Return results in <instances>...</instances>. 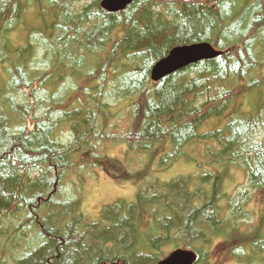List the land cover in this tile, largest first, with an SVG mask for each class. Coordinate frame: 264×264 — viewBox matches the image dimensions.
Here are the masks:
<instances>
[{
  "label": "trees",
  "instance_id": "1",
  "mask_svg": "<svg viewBox=\"0 0 264 264\" xmlns=\"http://www.w3.org/2000/svg\"><path fill=\"white\" fill-rule=\"evenodd\" d=\"M102 1L0 0V264H160L173 243L210 264L213 234L239 231L251 194L264 192V0H132L117 12ZM201 42L222 53L152 80L173 48ZM109 142L147 166L115 164ZM180 160L202 172L161 179L150 169ZM104 161L112 179L137 183L136 200L90 220L67 178ZM233 165L246 177L234 194L225 189ZM262 219L252 253L229 252L227 241L215 251L264 264Z\"/></svg>",
  "mask_w": 264,
  "mask_h": 264
},
{
  "label": "rangeland",
  "instance_id": "2",
  "mask_svg": "<svg viewBox=\"0 0 264 264\" xmlns=\"http://www.w3.org/2000/svg\"><path fill=\"white\" fill-rule=\"evenodd\" d=\"M32 20V19H31ZM19 35L17 36V33ZM12 36L16 39L14 41L16 44L24 43L25 42V34L19 30L14 32ZM253 97L248 95L246 98L241 99L240 103H244L245 105L249 104V100H251ZM115 104V103H114ZM115 110L121 111L124 106H127L126 104H120L116 103ZM119 114V113H118ZM124 116L126 115V110L123 111ZM118 125L121 130H124L127 127L126 120L123 119L118 120ZM212 126L217 124H211ZM211 125H207L204 127V130H207L210 128ZM104 153L107 154L111 161H113L115 164H121L123 166V163L125 164V168L128 172H136L139 168V164H142V169H144L149 161L145 162V158L143 157V154L139 153L138 155L131 154L129 152V149L126 145L120 144V143H113L109 142L105 144ZM191 153H202L204 151L203 146H197V147H191L188 149ZM113 162H106L104 161L103 167H95L93 165L88 166V170L84 171H70L71 174H69L67 178L68 185L73 186L74 191L78 193L79 198L82 200V209L86 213L87 218L90 220H99L101 218L102 214V208L103 206L107 204H111L115 202L118 199H126L128 201H135L136 193H137V183L134 181H125L122 182L117 179H112L110 176V173H115L116 169H114ZM126 162V163H125ZM129 163V164H128ZM151 171L154 173V176L160 177L161 179H170L173 177H176L180 175L181 173L188 174L191 172L197 171V166L195 163L190 161H184L180 160L175 165H173L168 170L158 173L157 167L150 168ZM202 171L195 172L199 173ZM157 173V174H156ZM83 180V181H82ZM246 177L243 172V169L233 165L231 166L228 171L226 172L225 177V189L229 193H236L238 189L242 188L245 184ZM247 215L250 217V219L245 220H238L236 224V230L239 231H232V232H224V233H215L211 237L213 242L211 243V246H209L210 249V264H236L235 259L233 257H229V252L234 251L236 246L242 245L243 249H246L247 252L252 253L251 250V231L254 229V224L261 221L262 217H264V192L262 190L254 191L251 194V199L249 202L245 205L244 208ZM58 213H61V210H58ZM145 218L150 219V215H145ZM246 216V217H248ZM143 218V216H142ZM263 220V219H262ZM153 225V222L151 226ZM150 232H153V236L158 234L157 229H148ZM243 233H249L247 235ZM239 235H245L246 237L244 239H239V243H231L233 239H237ZM30 239V238H29ZM221 241H227L229 244L228 247H225L227 253L224 254V251H215V247L221 242ZM23 246V249H26L28 247V243L20 244ZM176 244H168L164 248V252L162 253V258L169 257L173 251L175 250ZM253 246V245H252ZM219 247V246H218ZM9 248V247H8ZM19 252L22 251V249H18ZM10 251V248H9ZM8 251V252H9ZM2 254H5V252H2ZM0 255V259L3 261L5 258L3 255ZM224 254V255H223ZM241 259H244L245 256H240ZM3 264H16L12 261H9L7 263Z\"/></svg>",
  "mask_w": 264,
  "mask_h": 264
},
{
  "label": "water",
  "instance_id": "3",
  "mask_svg": "<svg viewBox=\"0 0 264 264\" xmlns=\"http://www.w3.org/2000/svg\"><path fill=\"white\" fill-rule=\"evenodd\" d=\"M131 2L132 0H103L102 7L107 11L117 12L125 9ZM221 53L209 42L177 46L154 65L151 72L152 80L157 82L190 64L215 58ZM194 256L193 252L179 249L161 264H192Z\"/></svg>",
  "mask_w": 264,
  "mask_h": 264
},
{
  "label": "bare ground",
  "instance_id": "4",
  "mask_svg": "<svg viewBox=\"0 0 264 264\" xmlns=\"http://www.w3.org/2000/svg\"><path fill=\"white\" fill-rule=\"evenodd\" d=\"M222 51V50H221Z\"/></svg>",
  "mask_w": 264,
  "mask_h": 264
}]
</instances>
